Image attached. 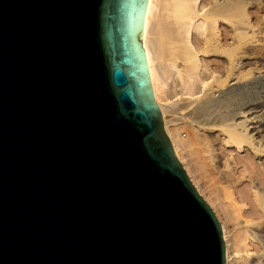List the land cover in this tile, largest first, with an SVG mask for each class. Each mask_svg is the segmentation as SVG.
I'll use <instances>...</instances> for the list:
<instances>
[{"label": "water", "instance_id": "obj_1", "mask_svg": "<svg viewBox=\"0 0 264 264\" xmlns=\"http://www.w3.org/2000/svg\"><path fill=\"white\" fill-rule=\"evenodd\" d=\"M146 0H0V264H224L164 132Z\"/></svg>", "mask_w": 264, "mask_h": 264}, {"label": "bare ground", "instance_id": "obj_2", "mask_svg": "<svg viewBox=\"0 0 264 264\" xmlns=\"http://www.w3.org/2000/svg\"><path fill=\"white\" fill-rule=\"evenodd\" d=\"M249 3L250 0H146L141 18L140 46L148 82L164 132L179 155L181 167L194 180L196 174L205 177L210 189L221 176L220 182L225 184L219 183L224 185L222 195L228 196L236 207L237 195L242 204L239 206L248 205L243 212L240 207L230 212L229 205V209L225 207L227 200L224 203V197L217 192L220 186L212 191L205 185L202 188L205 178L199 184L196 179L201 192L205 187L211 191L204 198L212 204L215 214L219 216L221 211L229 221L235 216L237 223L240 218L244 227L239 242L233 244L224 219L218 217L224 264H264V102L247 110L239 109L238 120H213L215 116L227 118L235 114L227 101L213 96V49L226 54L222 63L230 84H237L251 73L239 69L248 64L240 61V52L246 51L243 46L254 42L248 35L254 28L247 9ZM221 20L228 23L225 32L219 31ZM255 43L250 45L252 53L258 51ZM251 63L260 70L264 68V57ZM179 101L183 103L181 108H188L187 116L167 123L165 108ZM218 164L224 168L221 172ZM250 240L258 247L255 243L251 246Z\"/></svg>", "mask_w": 264, "mask_h": 264}, {"label": "rangeland", "instance_id": "obj_3", "mask_svg": "<svg viewBox=\"0 0 264 264\" xmlns=\"http://www.w3.org/2000/svg\"><path fill=\"white\" fill-rule=\"evenodd\" d=\"M251 1H253V0H250V3L247 4V9H248V12H249V17L251 19V22L254 24V28H253V31L251 30L248 33V35L250 36V38H253L254 42L251 41V42H249V44L252 45V44H254L256 42L257 44L255 43V45H256L257 48H255V47L254 48L257 49L258 50L257 52H259V53H257V52L256 53H252V47L250 45H246V44H245V47L243 46V48H244L243 50L244 51L246 50L245 52H242V51L240 52V50H239V52L242 53V55H240V61L242 60L243 62L244 61L248 62V64H246L248 66L242 65L241 67H239V69H241V70L244 69L245 72L249 71L251 73H247V75H244L243 77H241V81L239 79L237 84L236 83L235 84H230L231 83L230 77L227 76V73L224 70V65H223V63H224L223 60H224V57H225L226 54L224 55V53L216 51V50L213 49V70H214V72H213V96H214V98H216L217 95H218V97L220 96V98H221L220 100L223 99L224 102L227 101V103H229V105H230L229 108L231 110H234V112H235L234 115L229 116L227 118H225L223 116L222 117L221 116L213 117V120H216V121L217 120H234V119L238 120L240 112H237V111H240L239 109L247 110V109H249V107L251 108L252 106L257 105L258 103L260 104V103L264 102V68H261L260 70L259 69H255V68H253V64L251 63L252 60L258 59L260 61L261 57H264V55L262 54L264 52V0L262 2H260V3L259 2H254V1L251 2ZM221 21L219 23V31L220 32H225V30L227 29L228 23L226 21H224V20H221ZM248 46H250V47L248 48ZM250 50H251V52H250ZM239 52H238V54H240ZM234 56H236V54H234ZM249 65L251 66V68L249 67ZM246 68L247 69H251V70H247ZM256 74H259L257 76V78L255 76ZM235 85L237 87H234ZM230 87H234V89L230 90ZM181 104L183 105V103H181L179 101V102H176V103H174L172 105H169L168 107L165 108V119H166L167 123H170L172 121L178 120L180 117L187 116L188 108L182 107L183 108L182 109L181 108V106H182ZM225 125H227V124H224V126ZM240 153L242 154L244 152H240ZM221 167H222V164H220L219 168H218L220 172H221V169H224V168H221ZM238 168H239V166H238ZM238 168H237V170H238ZM239 170L241 172V170H242L241 166H240ZM246 172L247 171H245V173ZM196 175L197 176H195V181L197 179V183L198 184L199 183H203L205 181L204 180L205 177H201V176L199 177L198 174H196ZM215 175H217V174H215ZM200 178H202V179H200ZM218 179L220 181H223L221 176L218 177ZM243 179H245V178H243ZM207 181H206V183L202 184V188H203L204 185L205 186H208V185L210 186L209 181H208V184H207ZM220 181L218 182V184L217 183L213 184V186H211V187L214 190H217L218 188L221 187V189H218L217 192L220 191L219 193L221 194V196H223L224 195L223 194L224 191L222 189H223V186L225 184L223 182H220ZM244 181L242 183H244L245 186H246V183ZM219 183H222L224 185L220 186L221 184L219 185ZM242 183L238 182V184H242ZM214 185L216 186L215 188H214ZM209 186H208V188H209ZM239 187H240V185H239ZM242 187H244L243 184H242ZM204 189L205 190H203L201 192V195H202V198L205 201H207L204 198V195H208L209 193H211L210 190L213 191V189L209 188L210 190L208 189V191H207L206 187ZM221 190H222V193H221ZM221 196H220V198H222ZM225 196H223L224 198H222L224 203L227 200L226 201L227 203H225V207H228L227 205H229V207L231 209L230 212H232L235 209L236 206H234L233 203L229 202V201H231V199L228 196H227V198ZM239 199L240 198H238V195H237V200L239 202H236L235 205L237 203L242 205L240 203L241 199L240 200ZM232 202H235V201H232ZM231 204H233V205L230 206ZM239 204L236 207V209L237 208L239 209V207H240V209L242 208L240 211H242V210L245 211L247 209V207H248V205L246 206L244 204H243L244 206L241 207V206H239ZM233 206H234V208H233ZM229 207L226 208V209H229ZM214 213H215V211H214ZM215 216L218 219V221H219L218 217L222 216V219H224L226 227H227V230H228V234H229L228 236L233 241V244L237 243V241L239 242V238H240V236H241V234L243 232V228H244L243 225H242V221H240V218H237V220H239L238 223H237L236 220H234L235 216L234 217L232 216L234 219L231 217L232 219L229 221L230 218L229 219L225 218L224 214L221 211L219 212V216H217L216 214H215ZM259 227H260V225H259ZM255 230H257V229H255ZM231 240H230V242H232ZM249 243H250L251 246H254L256 244L255 247H258V243L253 242V240H250Z\"/></svg>", "mask_w": 264, "mask_h": 264}]
</instances>
